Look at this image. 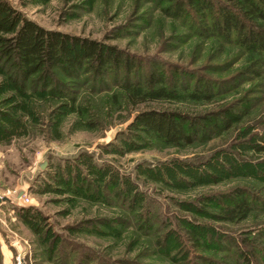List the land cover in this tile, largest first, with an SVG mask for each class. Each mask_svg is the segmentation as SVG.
Here are the masks:
<instances>
[{
	"label": "rangeland",
	"instance_id": "rangeland-1",
	"mask_svg": "<svg viewBox=\"0 0 264 264\" xmlns=\"http://www.w3.org/2000/svg\"><path fill=\"white\" fill-rule=\"evenodd\" d=\"M6 1L22 16L45 29L115 45L128 55L140 58L143 67L160 63L168 73L186 70L198 77L225 80L239 70L243 72L248 64V54L239 47L196 35L195 30L202 22L192 14L190 18L178 17L173 3L160 0ZM56 76L66 84L71 85L73 81L76 84L71 87L78 92L75 107L81 108L82 112L78 108L79 114L71 111V106L54 113L64 101L52 98L39 87L26 88L19 94L0 73V126L5 127L0 130V198H10V201L0 199V264H14L16 248L31 264L57 262V253L52 261L47 260L50 255L47 243L43 244L18 216L21 206L38 208L46 218L44 226L52 227L72 243L57 246V252L67 258L73 248L80 252L83 248L79 246L83 245L96 253L99 256L96 260L102 264H123L122 260H134L138 264H178L157 251L154 240L142 234L140 221L149 216L153 228H161L160 234L173 228L184 238L187 228L182 220L188 218L228 233L237 242L244 232H250L251 240L257 244L252 262L264 264V235L257 236L259 230L264 232L262 205L240 222L220 217L224 214L221 206L225 198L233 197L237 187H245L264 198V172L252 171L253 166L247 171L235 169L245 167L246 162L263 166L264 72L252 77L242 74L241 81L220 89L221 95L210 101L182 95L161 102L141 103L135 108L129 107L123 97L120 102L112 101L110 91L87 93L84 74L79 80L58 72ZM194 79L190 78V85ZM250 100L256 102L250 109L252 115L233 123L227 132L211 138L199 132L197 139L179 146L166 144L133 123L137 110L151 107L219 119L220 106L237 109ZM4 114L10 115L9 121L4 120ZM234 160L244 164L236 165ZM42 162L44 169L40 167ZM75 172L78 183L83 186L76 185L82 188L80 193L71 191L75 188L71 184ZM84 180L100 192L84 193ZM105 181L113 187L111 190L104 186ZM21 190L30 199L28 203L21 198L24 194L17 198ZM186 203L204 208L206 214L195 218ZM129 216L128 225L117 224L119 218L124 220ZM104 219L109 220V226L76 227L85 220L101 222ZM138 219L137 229L134 221ZM207 233L210 241L216 239L209 228L204 229L203 235ZM208 236L193 234V239L184 244V253L176 252L177 246L170 241L169 255L179 253V260H188V264H209L201 256L232 264L235 246L222 240L223 249L209 247L210 243L205 241ZM17 241L20 243H16V248L10 245Z\"/></svg>",
	"mask_w": 264,
	"mask_h": 264
},
{
	"label": "trees",
	"instance_id": "trees-1",
	"mask_svg": "<svg viewBox=\"0 0 264 264\" xmlns=\"http://www.w3.org/2000/svg\"><path fill=\"white\" fill-rule=\"evenodd\" d=\"M160 1L173 3L178 12L177 16L180 18H190L191 14L198 18L202 23H200V28L195 30L196 35H206L224 44H233L247 53L248 64L244 67L246 71L239 70L229 76V79L215 80L195 76L193 71L181 70L168 73L160 63H153L151 67H143L140 58L128 55L115 45L57 30L45 29L22 16L6 0H0V73L7 78L11 87L19 94L23 93L26 88L31 87L35 90L39 87L42 89L41 91L48 92L52 98H59L64 101L54 113L59 112L63 107L71 106L70 110L77 111L79 114V109L82 112L81 108L75 107L78 92L71 87L76 84L74 81L71 82V85L66 84V81L64 82L56 76L57 72L64 77L78 80L84 74L87 79L85 84L88 85L87 93L95 94L110 91L109 98L112 101L120 102L123 97L131 108H135L141 103L161 102L162 100L179 98L182 95L188 99L210 101L213 97L221 95L220 89H225L232 82L241 81L242 74L246 77H252L256 73L264 72V0ZM192 77L195 79L190 85L189 80ZM254 105H256L255 100H250L246 105L237 109L227 110L222 105L219 108V119L212 120L208 117L202 118L200 115H190L178 109L151 107L137 110L133 123L136 124L135 127L145 130L160 141L179 146L197 139L199 132L205 138L219 136L221 133L227 132L232 128L233 123L245 116L252 115L250 109ZM4 120L9 121L10 115L4 114ZM4 129V126H0V130L3 131ZM228 156L231 158V153H228ZM231 159L233 160V158ZM236 163L240 164L239 166L244 164L240 160H234V164ZM248 163L250 164L246 162L245 167L237 166L238 168L235 169L247 171L250 169L249 167L253 166L255 169L253 168L252 171L262 170L264 172V162H262L263 166H260L261 163ZM258 173L262 174L260 171ZM100 177L103 178L101 174ZM73 181L71 184L75 188L71 191L80 193L82 188L76 186L81 185L77 181L76 172ZM64 182L69 185L67 180ZM104 186L109 190L113 188L106 181ZM86 191H91L94 195L100 192L99 189L92 188L88 182L84 193ZM116 194H120L119 191ZM188 205L192 214L196 216L195 218L206 214L204 208H197L186 203V206ZM260 205L264 209V198L258 197L256 193L245 187H237V193L233 197L225 198V203L221 206L224 214L220 217L240 222L249 212ZM18 216L41 238L43 244L47 243V251L49 250L48 253H50V255L48 254V261H52L53 256L57 253L59 256L56 264H69L72 260L74 264H102L96 260L99 256L83 245L79 246V248H83L80 252L73 248L69 252L70 257H65V254L61 256L56 250L57 246L64 242L68 246L72 243L64 240V236L54 232L52 227L44 226L46 218L43 217L38 208L21 206L18 210ZM130 219V216L124 220L119 218L117 224L127 223L128 225L131 222ZM138 221L140 220L134 221L137 229L139 228L136 224ZM182 221L187 228L186 238L173 228L160 234L161 228L154 229L149 216L140 221L139 229L147 238L154 240L157 251L175 259L178 264H188V260H179L181 257L179 253L169 255L170 241H174L173 246H177L176 252L181 250L184 253L186 240L191 241L193 234L208 236V233L203 235L204 229L207 228L216 238L213 239L214 241L209 240L210 236L205 238V241L210 243L209 247L223 249L224 244L221 245V242L222 240L226 241L235 246V257L232 264H253L252 258L257 253V244L251 240L250 232H244V236H240V240L237 242L230 238L228 233L216 231L209 226L206 228L205 225L198 224L191 218ZM99 224L104 227L110 225L109 220L106 219L101 222L85 220L76 227H83V225L98 227ZM168 232L170 236H167ZM258 232L257 236L264 235V232H260V230ZM75 251L77 252L75 253ZM74 253L75 256H73ZM200 259L209 262V264H224L206 256H201ZM121 262L123 264H138L134 260H122Z\"/></svg>",
	"mask_w": 264,
	"mask_h": 264
},
{
	"label": "built area",
	"instance_id": "built-area-1",
	"mask_svg": "<svg viewBox=\"0 0 264 264\" xmlns=\"http://www.w3.org/2000/svg\"><path fill=\"white\" fill-rule=\"evenodd\" d=\"M24 194V193H23ZM22 199H23V201L25 202V203H28L29 202V198L26 196V194H24V196L23 197H21ZM16 243H20L19 241H17V242H11V246H13V247H15L16 248ZM22 253V251H20V250H18L17 248H16V254H15V257H14V264H31V262H27L25 259H24V256L21 254Z\"/></svg>",
	"mask_w": 264,
	"mask_h": 264
},
{
	"label": "water",
	"instance_id": "water-1",
	"mask_svg": "<svg viewBox=\"0 0 264 264\" xmlns=\"http://www.w3.org/2000/svg\"><path fill=\"white\" fill-rule=\"evenodd\" d=\"M40 167H41V169H44V168H45V163L42 162V163L40 164ZM22 195H23V191L21 190V191H19V193H18V195H17V198H20ZM0 199L3 200V201H10V198L7 197V196H3V198H0Z\"/></svg>",
	"mask_w": 264,
	"mask_h": 264
}]
</instances>
